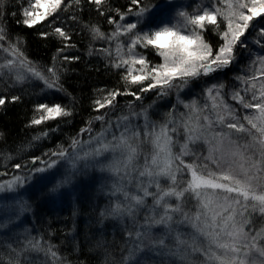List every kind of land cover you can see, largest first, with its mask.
<instances>
[{
    "label": "snow or ice",
    "instance_id": "6c2138e0",
    "mask_svg": "<svg viewBox=\"0 0 264 264\" xmlns=\"http://www.w3.org/2000/svg\"><path fill=\"white\" fill-rule=\"evenodd\" d=\"M89 2L100 9L107 0ZM81 3L82 0H67V3L65 0H35L29 4L32 10H23L22 23L31 28L56 14L54 24L59 11L67 12ZM170 6H175L171 0ZM191 6L184 5L175 13V23L161 19L153 28L152 17L158 6L151 0H130L126 12L119 9L116 12L119 20L134 15L133 22L120 24L109 16L108 22L116 24L111 33L101 31L97 25H86L93 39L115 45L101 51L111 67L125 70L121 75L123 91L117 88L108 91L103 101L95 100L96 112L108 111L91 117L76 136L70 137L67 147L59 145L46 153L48 160L43 161V167H34L40 157L32 158L35 173L66 165L64 179L51 191L71 183L77 175L90 169L112 177L108 195L114 197L115 202L102 211L101 216L129 221L125 225L126 239L122 248L127 255L106 264H130L145 250L174 257L179 264H197L194 257L198 255L203 257L200 264H264V227L255 228L256 220L264 221V80H260L257 87L258 77L264 76V55L257 54L249 65L251 75L234 77L239 88L226 91L229 85L218 81L208 84L199 98L189 101L181 98V93L190 90L194 81L206 83L207 79H215L216 74L230 68L236 60L234 48L238 44L247 47V38L241 40V37L250 26L255 29L256 18L264 17V0H199L193 11L188 12L186 9ZM209 30L223 41L215 49L205 39ZM41 36L71 39L69 33L58 26L51 32H41ZM256 36L254 43L264 48V27ZM23 44V37L18 34L10 37L7 25L0 20V81L7 84L11 80L12 86L42 82L45 89L66 93L60 83L62 69L56 63L42 66L30 60ZM64 50L57 51L62 54ZM143 50L154 51L161 62L153 63ZM56 59L53 57V61ZM63 59L67 61L69 57ZM173 90L177 102L164 114L163 123L151 119L152 105L141 104V110L136 112L131 102L129 114L120 115L115 121L111 119L118 96L128 95L142 101L143 94L148 92H155L160 99ZM11 99L15 102L20 97ZM74 102L73 97L70 105ZM5 103V98L0 96V106ZM70 105L38 104L37 115L30 126L72 117L74 109ZM181 105L185 112L179 111ZM134 119H142L143 124L133 123ZM96 122L100 130L91 135ZM55 130L41 132L33 140L43 139ZM181 130L183 143L179 140ZM81 133L90 134L89 139H80ZM246 138L244 144L239 143ZM201 144L207 146V154L196 150ZM148 146L150 151L145 150ZM177 146L178 152L174 151ZM14 167L22 166L15 164ZM30 178L17 175L0 181V194H17ZM12 198L11 204L0 200V233L6 232L14 218L19 219L31 207L23 198L15 195ZM191 200L196 201L194 213L188 208ZM141 212H144L142 221ZM181 226L193 231L182 232ZM157 227L163 231L154 235ZM7 247V264H25L26 258L25 261L20 258L28 252H44L48 258L45 264H67L55 245L42 244L27 234L17 248L10 244ZM0 264H4L3 253H0Z\"/></svg>",
    "mask_w": 264,
    "mask_h": 264
},
{
    "label": "trees",
    "instance_id": "16d2710c",
    "mask_svg": "<svg viewBox=\"0 0 264 264\" xmlns=\"http://www.w3.org/2000/svg\"><path fill=\"white\" fill-rule=\"evenodd\" d=\"M158 1L151 0V3ZM34 2L35 0H3V3H0V20H3L7 25L10 37L15 38L17 34L23 37V50L30 60L42 66H51L56 63L62 69L60 83L66 93L55 89H45L40 82L12 86L11 80L7 84L0 81V96L6 100V103L0 106L1 178L12 176L14 172L21 170L15 168V164H20L22 168L27 166L29 168L32 165L33 157L47 159L48 156L45 154L56 150L59 145L67 147L70 137L76 136L91 117L108 111V109H101L96 112L93 102L97 99L103 101V97L107 95L108 91L117 88L123 91L124 87L121 75L125 70L111 67L109 59L101 51L115 45L105 40L93 39L90 29L86 25H97L101 31L111 33L116 28V24H110L108 17L117 19L120 24L128 23L130 19L127 16L124 20H119L116 9L126 12L130 0H107V3L100 9H97L96 5L90 3L89 0H82L78 7L73 6L67 12L59 11V18L55 20L54 24L52 21L56 14L29 28L22 23L23 10L26 8L32 10L29 8V4ZM101 12L104 14L101 15ZM157 16L162 17L161 15ZM72 17L77 19L73 20ZM260 21L257 23V31L255 29L249 34V29L248 33L242 37L241 40L247 38V47H241L238 44L234 48L235 62L224 73L216 74V78L213 80V83L223 81L228 84L229 89L226 91L239 88L240 85L234 77L251 75L249 65L257 54L264 55V48L254 43L257 38L256 33L261 27H264V24L259 25ZM57 26L69 33L70 41L62 40L56 36H41V32H51L52 28ZM205 38L215 47L221 43L220 36L211 30L205 33ZM60 48L65 49L62 54L57 51ZM140 50L138 49V51ZM143 51L149 59L155 60L156 63L160 61V57L154 51ZM64 56L69 59L65 61ZM53 57H57V59L53 61ZM72 57H79V59H71ZM255 67L259 68L260 66L256 65ZM207 80L212 82V79ZM260 80H264V76L258 77L257 87H259ZM192 87L197 88L195 93L200 90L202 92L204 89L200 81H194ZM13 96H18L20 99L13 102L11 99ZM73 97L75 102L70 105ZM156 97L155 92H148L143 94L144 101L141 102L151 103L154 99L156 100ZM166 97H168L169 102L166 101L169 104H155L156 111L169 110L177 102L175 90ZM225 99L234 106L236 105V102L229 97H225ZM129 102L133 107L141 105V102L136 101L132 96H118L116 102L118 106L113 110V114L124 112L128 109ZM42 103L50 106L54 104L70 105L74 109L73 116L66 120L57 118L41 125L30 126V121L37 115L36 106ZM157 106H159L158 109ZM244 111L250 113L254 110ZM152 112V118H154L156 114L154 111ZM246 127H248L247 124ZM49 129L56 130L51 131L43 139L33 140V137ZM246 140L247 138L240 141ZM9 156L11 158L7 159L6 157ZM42 197L43 195L38 194V198H32V203L35 199L41 198L38 200L39 204H30L32 207L34 206L31 215L35 219L32 227L36 232L35 238L42 244L47 242L55 245L59 255L67 264H106L108 261H119L122 255H127L126 251L122 252L124 247L122 231L111 235L108 230H97V225L94 224L95 210H93L96 204H85L78 200L76 204H52L45 196ZM6 249L5 253L8 254L9 249ZM35 253L27 255L29 257L22 255L20 259L21 261H24L25 258L34 259L26 261L25 264H45L48 258L44 252ZM163 264L171 263L164 262Z\"/></svg>",
    "mask_w": 264,
    "mask_h": 264
},
{
    "label": "rangeland",
    "instance_id": "374dc122",
    "mask_svg": "<svg viewBox=\"0 0 264 264\" xmlns=\"http://www.w3.org/2000/svg\"><path fill=\"white\" fill-rule=\"evenodd\" d=\"M199 0H171V4L175 5L170 6V0H159L158 2H155L153 4H156L158 6L156 15H154L152 17V23H151V27L155 28L157 26V22L160 21L161 19H164V22H171V23H175L176 19H175V13L184 5H192L191 7H187V11L188 12H192L193 11V7L195 6L196 3H198ZM36 11H43V9H36ZM157 15H161L162 17L160 18ZM128 19H130L128 21V23L133 22L134 20V15L132 16H127ZM166 18V19H165ZM260 21L259 25H263L264 24V20L263 17H258L256 18V20L253 22L254 24H256V27L258 26V21ZM223 25H221V30H223ZM255 27V29H256ZM250 29V31H249ZM248 30H246L245 34L248 33L251 34L252 32H254L255 29H253L251 26ZM257 31V29H256ZM243 37V36H242ZM241 37V39H242ZM206 39V38H205ZM221 39V37H220ZM218 39V40H220ZM207 40V39H206ZM208 41V40H207ZM209 42V41H208ZM220 42V41H219ZM222 39H221V43H222ZM220 43V44H221ZM212 45V44H211ZM213 46V45H212ZM219 46V44L215 47L213 46V48H217ZM149 59V58H148ZM151 60L153 63H156L155 60L153 59H149ZM161 62V58L160 61L158 63ZM138 67V66H137ZM213 80L212 82L208 81L205 83L204 80H200L202 87L206 88L208 86V84H213ZM41 84H43L42 82H40ZM44 86V85H43ZM199 86V85H198ZM197 90V88L192 87V85L190 86V90L186 89L185 93H181V98L184 99L185 101H189L191 100L193 97H197L199 98L202 94L201 90L198 91V93H195V91ZM168 97H163L160 99L155 101V104H169L168 102ZM168 102H167V101ZM144 101V100H142ZM158 101V102H157ZM141 102V101H140ZM201 103H203V101H201ZM140 104H142L144 107H147L149 105H152V107L149 109V115L151 117L152 120L157 121L158 123H163L164 121V114L167 113L169 110L168 109H160V111H156L155 104H153V101L151 103H145V102H141ZM176 104V103H175ZM118 105L116 104V107ZM159 108V106H157V109ZM134 110L136 112H139L141 110V105H136L134 106ZM150 110L154 111L156 114V116L154 118H152V113L150 112ZM179 111L180 112H185L186 110L183 108V106H179ZM121 112V113H120ZM119 113H114L113 115H111V119L113 121L116 120V118L120 115H127L129 114V108L126 109L124 112L120 111ZM133 123L136 124H143V120H133ZM93 133H91V135H95L96 132H98L100 130V124L99 122H96L93 125ZM89 135L90 134H84L81 133L80 134V139L82 140H88L89 139ZM235 138V137H234ZM109 139H111V137L109 136ZM179 140L180 143H183L184 141V137H183V132L181 130V134L179 136ZM247 141V140H246ZM246 141H239L240 144H244ZM205 145H198L197 146V151L203 153V154H207V146L204 148ZM146 151H150V146H148L146 149ZM174 151L178 152L179 151V147H175ZM47 159H41L39 161H37L34 165V167L39 168V167H43L44 163L43 161H46ZM239 159L237 160V164L239 163ZM140 163H143V157H141ZM33 168V164L28 168V166L26 168H20L21 170H18L16 172H14V175L12 176H6L4 178L0 177V181H7L9 179H11L13 176H21V177H31L30 179H26V183L24 184L23 188H21L19 190V192L17 194H0V200H3L9 204L13 203V195L17 196V198H23L24 200H26L28 202V204H39L38 200L39 199H35V201H33L32 203V198H38V194L39 195H43V197L45 196V198L48 200V202L51 201L52 204H76L77 200L78 201H82V203L85 204H96V207L93 208V210H95V226L97 225V230H108L109 234H117L119 232L122 231V235H123V239L122 242L125 243V239H126V234H125V225L129 224V221L127 219H125L123 222H121L118 219H113L111 217H102L101 216V212L104 211L106 208H108L110 206L111 203L115 202V198L111 197L108 195L109 192V188L108 185H110L112 183V177L109 176V174L107 173H101L95 169H90L87 171H83L81 174L77 175L71 183L66 184L62 187H60L58 190L56 191H51V189H53L57 182L62 181L65 177V169H66V165H58L56 168L50 169L47 172H43V173H35L32 171ZM236 171L238 172L239 169L238 167L236 168ZM189 177L186 175L185 179H188ZM130 190H134V189H130ZM235 195V194H233ZM42 197V198H43ZM36 202V203H35ZM148 203L151 204V198L148 199ZM98 204V205H97ZM196 201L192 200V203H189L188 208L194 213L196 211ZM30 209L26 212H24L23 214L20 215L19 219H15L14 218V222L13 224L9 227V229L6 232H2L0 233V253L4 254V264H7V254L5 253V251H7L6 248H8L7 246H1V245H5V244H10L13 248H17L19 244H21L24 239H25V235H30L31 237H35V233L32 229V227L34 226V216L31 215L34 206L32 207V205H30ZM143 215L144 212H141L139 219H143ZM32 216V217H31ZM39 219V218H38ZM30 220V221H29ZM40 220V219H39ZM203 220V217H202ZM264 227V221H260V220H256L255 223V228L257 230H259V228ZM25 230H27V233H25ZM247 230V229H246ZM163 230L159 227H157L156 229L153 230L154 235H159ZM180 231L185 232V233H191L193 230L187 226H181L180 227ZM254 234V233H253ZM35 253V252H33ZM32 252H28L25 253L24 256L29 257L27 255H33ZM36 254V253H35ZM194 259L197 261V264H200V261L203 259V257L201 256H196L194 257ZM34 259L31 258H27L26 261H33ZM165 260L164 262L168 263L170 262L171 264H179V261L175 260L174 257H170L168 255H163V254H157L156 252H151L148 250H145L143 253L137 254V256L133 259V261L130 262V264H137V261L139 262V264H163L162 261ZM25 261V259H24ZM25 261V262H26Z\"/></svg>",
    "mask_w": 264,
    "mask_h": 264
}]
</instances>
